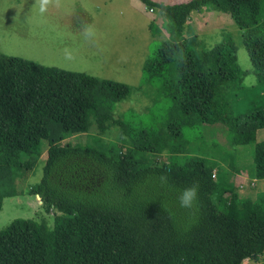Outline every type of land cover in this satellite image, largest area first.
I'll use <instances>...</instances> for the list:
<instances>
[{"label":"trees","instance_id":"obj_1","mask_svg":"<svg viewBox=\"0 0 264 264\" xmlns=\"http://www.w3.org/2000/svg\"><path fill=\"white\" fill-rule=\"evenodd\" d=\"M139 1L163 15L161 29L170 37L147 55L142 82L157 87L182 116L219 127L234 148L252 145L255 177L264 178V141L255 139L264 128V107L235 116L227 89L244 76L234 42L204 48L198 58L196 37L177 38L203 7L229 13L264 85V0ZM131 91L112 80L0 57V211L3 200L17 194L13 155L41 156L46 144L40 180L28 194L60 213L52 229L15 219L0 230V264H243L264 254V198H243L223 186L200 156L172 149L162 165L137 156L152 153L161 135L155 123L141 128L114 117V105ZM113 126L128 147L61 144L92 127L103 134ZM168 128L183 135L178 125ZM193 183L199 193L188 212L177 196Z\"/></svg>","mask_w":264,"mask_h":264},{"label":"rangeland","instance_id":"obj_2","mask_svg":"<svg viewBox=\"0 0 264 264\" xmlns=\"http://www.w3.org/2000/svg\"><path fill=\"white\" fill-rule=\"evenodd\" d=\"M150 1L174 5L191 0ZM260 20L264 21V4ZM163 21L164 17L157 9L139 0H51L44 12L40 10L39 0H0V57L22 58L41 66L129 86L132 89L129 97L114 105V117L123 116L141 128H149L155 123L161 135L155 140L154 151L138 154L139 158H145L149 165H162L168 161L171 150L176 149L182 156L203 157L213 168L215 179L226 178L233 166L236 149L247 148L248 152L241 153L252 159L253 146L234 148L230 135L219 127L201 125L196 116H182L157 87L142 82V66L147 55L170 38L161 29ZM189 37L197 38L195 53L198 58L203 56L204 48L211 49L220 42L232 40L238 66L244 75L241 84L227 87L232 97L233 115H244L253 108L264 107V85L257 82L241 30L229 13L210 5L193 12L177 38ZM170 124L178 125L183 135L173 136L168 128ZM94 142L106 145L113 142L119 148L128 147L119 139V130L115 126L103 134L92 127L89 132L72 135L61 144L81 146ZM44 147L41 156L31 159L13 155L12 177L17 194L3 200L0 230L15 219L44 222L52 229L54 216L60 214L44 207L37 196L28 194L30 187L40 180L46 144ZM237 187L241 189L239 185ZM232 189L239 193L237 188ZM263 198L262 192L253 196L258 202ZM243 264H264V254L257 262L246 260Z\"/></svg>","mask_w":264,"mask_h":264},{"label":"crops","instance_id":"obj_3","mask_svg":"<svg viewBox=\"0 0 264 264\" xmlns=\"http://www.w3.org/2000/svg\"><path fill=\"white\" fill-rule=\"evenodd\" d=\"M255 139L256 142L264 141V128L256 131ZM240 146L244 147L247 145ZM243 151L248 152L249 150H247V148L236 149L233 157V166L230 167V172L227 173L226 178H222L218 180V182H220L225 187L237 188V190H239L237 187L239 185L241 188L239 193H242V196L239 193L237 194L240 197L254 200L253 196H257L260 194V192L264 193V178L260 179L255 177L252 159L250 156L244 155V153L242 154L241 152ZM246 161L248 162L246 163Z\"/></svg>","mask_w":264,"mask_h":264},{"label":"clouds","instance_id":"obj_4","mask_svg":"<svg viewBox=\"0 0 264 264\" xmlns=\"http://www.w3.org/2000/svg\"><path fill=\"white\" fill-rule=\"evenodd\" d=\"M50 3L51 0H39L41 12L46 11L47 6ZM167 180L168 177L166 175L161 176V181L163 183H167ZM198 193H199L198 183H193L191 186L184 188L182 191H180L179 195L177 196L179 207L181 209L187 210L188 212H191L196 206Z\"/></svg>","mask_w":264,"mask_h":264},{"label":"built area","instance_id":"obj_5","mask_svg":"<svg viewBox=\"0 0 264 264\" xmlns=\"http://www.w3.org/2000/svg\"><path fill=\"white\" fill-rule=\"evenodd\" d=\"M149 11H150V12H152V11H153V9H149ZM212 176L214 177V176H215V174L213 173V175H212Z\"/></svg>","mask_w":264,"mask_h":264}]
</instances>
